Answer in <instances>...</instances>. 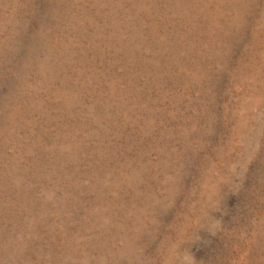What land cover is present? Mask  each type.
Returning a JSON list of instances; mask_svg holds the SVG:
<instances>
[{
  "label": "rangeland",
  "instance_id": "374dc122",
  "mask_svg": "<svg viewBox=\"0 0 264 264\" xmlns=\"http://www.w3.org/2000/svg\"><path fill=\"white\" fill-rule=\"evenodd\" d=\"M0 264H264V0H0Z\"/></svg>",
  "mask_w": 264,
  "mask_h": 264
}]
</instances>
